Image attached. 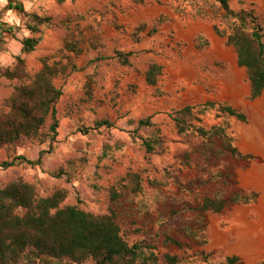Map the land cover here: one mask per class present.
<instances>
[{
	"label": "rangeland",
	"instance_id": "374dc122",
	"mask_svg": "<svg viewBox=\"0 0 264 264\" xmlns=\"http://www.w3.org/2000/svg\"><path fill=\"white\" fill-rule=\"evenodd\" d=\"M27 13L48 17L40 31L26 29L28 18L8 8L0 21L14 32L0 33V111L20 81L1 75L15 56L24 58L29 75L41 60L63 69L53 78L61 94L55 102L56 134L51 139L47 117L35 136H20L0 147V185L18 178L34 185L38 196L64 189L61 204H75L94 214L115 209L128 243L150 244L158 255L175 256L176 264H262L264 259V88L250 98L246 69L225 43L222 9L215 0H19ZM233 10L252 9L264 32V0H229ZM24 35L40 36L29 53H20ZM264 42V36L262 37ZM74 43L73 49L66 48ZM197 44L199 46H197ZM115 50L130 51L121 63ZM162 66L154 85L144 80L147 66ZM29 78L24 81H28ZM212 102V106L206 105ZM230 105L244 119L218 111ZM193 106L187 122L209 128L219 125L247 158L218 153L207 161L204 141L194 130L180 132L174 110ZM149 118V125L137 124ZM112 125L93 128L95 120ZM157 139L152 151L143 140ZM38 164L16 159L23 156ZM138 175L130 189L126 176ZM227 180L256 192L254 201L206 212L201 223L185 204L214 191ZM227 187V186H226ZM118 196L110 198V190ZM229 191V190H228ZM202 226V227H201ZM175 240L176 243L173 242ZM57 264H67L62 259ZM82 264H92L87 260ZM166 264V263H163Z\"/></svg>",
	"mask_w": 264,
	"mask_h": 264
},
{
	"label": "trees",
	"instance_id": "16d2710c",
	"mask_svg": "<svg viewBox=\"0 0 264 264\" xmlns=\"http://www.w3.org/2000/svg\"><path fill=\"white\" fill-rule=\"evenodd\" d=\"M63 1V0H57ZM222 9L221 17L226 30L217 33L225 36V43L231 45L236 53L237 63L246 69L249 82V96L260 95L264 88V42L262 27L252 9L233 10L229 0H215ZM8 8L28 18L26 29L31 33L40 31L39 25L48 23V17L27 13L19 0H11ZM14 32V28L0 21V33ZM40 36L24 35L21 39L20 53H29L38 44ZM74 43L67 42L66 48L73 49ZM197 46H199L197 44ZM115 56L121 63L128 62L130 51L115 50ZM162 66L156 62L150 63L144 71V80L148 85H154ZM63 69L57 63H48L44 58L40 68L29 77L24 58L15 56L11 69L4 67L1 75L20 81L7 97V111H0V147L11 144L20 136H35L39 127L49 117L51 139L56 134L57 120L55 118V102L61 94L53 84V78ZM28 81H24L25 79ZM206 105L212 106V102ZM218 111L237 119L244 115L230 105L221 104ZM193 106L184 105L174 110L173 120L180 132L193 129L203 138L199 152L207 161L214 155L213 139H220L218 153L229 154L235 158H247L238 151L232 143L225 128L213 125L209 128L190 125L187 117H193ZM139 126L149 125V118L139 119ZM112 123L107 119L95 120L93 128L109 127ZM157 139L143 140L146 151H152ZM43 150L39 151L35 160L16 156L29 164H38ZM15 158L0 162L6 168L15 163ZM217 188L198 198L196 205L185 204L184 210H191L202 223L205 213L220 212L231 204H245L254 201L256 192L236 186L229 182L228 174ZM133 192L139 187V178L135 173L126 176ZM227 186V187H226ZM229 190V191H228ZM66 196L64 189H55L49 195L38 196L34 185L20 178L0 185V264H57L66 259L67 264H82L92 260V264H176L175 256L158 255L150 244L144 242L128 243L123 237L117 222V213L109 207L103 214H94L75 204H61ZM118 194L112 188L110 198L115 201ZM202 227V226H201ZM174 243L175 240H173ZM237 260L229 256L223 264H232ZM264 264V259L262 261Z\"/></svg>",
	"mask_w": 264,
	"mask_h": 264
},
{
	"label": "water",
	"instance_id": "95a60500",
	"mask_svg": "<svg viewBox=\"0 0 264 264\" xmlns=\"http://www.w3.org/2000/svg\"><path fill=\"white\" fill-rule=\"evenodd\" d=\"M9 0H0V9L7 3Z\"/></svg>",
	"mask_w": 264,
	"mask_h": 264
}]
</instances>
